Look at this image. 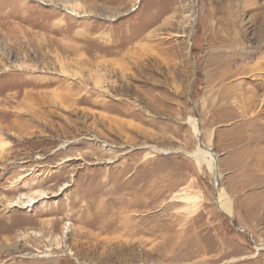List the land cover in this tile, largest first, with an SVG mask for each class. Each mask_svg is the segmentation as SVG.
Segmentation results:
<instances>
[{
  "label": "rangeland",
  "instance_id": "rangeland-1",
  "mask_svg": "<svg viewBox=\"0 0 264 264\" xmlns=\"http://www.w3.org/2000/svg\"><path fill=\"white\" fill-rule=\"evenodd\" d=\"M0 137V264H264V0H0Z\"/></svg>",
  "mask_w": 264,
  "mask_h": 264
},
{
  "label": "bare ground",
  "instance_id": "bare-ground-1",
  "mask_svg": "<svg viewBox=\"0 0 264 264\" xmlns=\"http://www.w3.org/2000/svg\"><path fill=\"white\" fill-rule=\"evenodd\" d=\"M191 121L193 122V125L195 127V133H196V135L199 138L198 148H197V150L194 153V157L196 158L197 161L207 160L210 163L209 165L211 166V168L213 169V171L216 174V185L219 188L218 181H219V178H220V176H219L220 175V171H218V164L219 163H218L217 154H215L216 153L215 151L210 150L209 148H211V147L208 144L204 143V141H202L204 143V146L202 145V142H201V130L202 129L199 128V125H198V122H197L196 118L191 117ZM219 196L220 197H219L218 201H219V205H220L221 209L224 210V211H227V213L230 214L229 213V212H231V210H230L231 209L230 201L226 198V196L224 197L223 193L219 194ZM46 197L47 196L44 193H42L39 197L28 196L25 201L24 200L23 201L17 200V201L11 202L10 203V207H14V206L19 205V204H20L19 206H25V207L27 206L28 207V206H31L34 203L38 202V201H41V200L43 201V199L46 198ZM241 230H244V229L241 228ZM262 245L263 244H260L259 246L257 245V249L262 248Z\"/></svg>",
  "mask_w": 264,
  "mask_h": 264
},
{
  "label": "crops",
  "instance_id": "crops-1",
  "mask_svg": "<svg viewBox=\"0 0 264 264\" xmlns=\"http://www.w3.org/2000/svg\"><path fill=\"white\" fill-rule=\"evenodd\" d=\"M207 53H208V55L211 57V59H209V63H208V65H210L211 62H214L215 66H217V61H218L219 59H221L219 56H220V55H223L224 51H222V50H211V51H208ZM207 53H206V54H207ZM208 65H207V66H208ZM219 65H222V66L220 67L221 69H223V68L225 67L222 63H220ZM225 75H226V74H225V71H224V73L221 72V74H220V78L224 80V76H225ZM216 77H217V76H216ZM211 81H212V80H211ZM210 83H211V82H209L208 85H210ZM222 84H223V82L220 81V80H219L218 82L215 81V84H213L212 87H209V88H208V90H207V92H206V94H208V96H209V99H208V100L212 101L213 103H216V102L218 101V99H219V95L222 94V92L225 90V88H223V86L220 87V85H222ZM206 94H205V95H206ZM205 98H206V97H204V100H205ZM244 257L247 258V256H243V257H239V258H244ZM248 257H251V256H248Z\"/></svg>",
  "mask_w": 264,
  "mask_h": 264
},
{
  "label": "water",
  "instance_id": "water-1",
  "mask_svg": "<svg viewBox=\"0 0 264 264\" xmlns=\"http://www.w3.org/2000/svg\"><path fill=\"white\" fill-rule=\"evenodd\" d=\"M192 45H193V37H191V47H192ZM192 58L195 60V56L192 54ZM195 115L199 118V114H198V112L195 110ZM199 128L200 129H202V127H201V123H199ZM203 139V137H202V135H201V142L203 141L202 140ZM202 145L204 146V143L202 142ZM209 148V147H208ZM210 150H213V151H215V149L213 148V147H211V148H209ZM218 177V176H217ZM229 216V215H228ZM230 217V216H229ZM234 225H235V227H236V229H239V230H241V228L237 225V224H235V222H234Z\"/></svg>",
  "mask_w": 264,
  "mask_h": 264
}]
</instances>
